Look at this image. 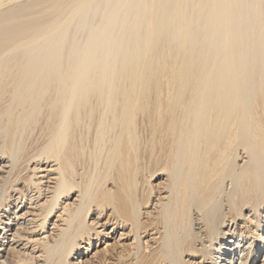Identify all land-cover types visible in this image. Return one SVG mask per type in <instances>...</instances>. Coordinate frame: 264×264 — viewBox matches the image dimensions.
I'll list each match as a JSON object with an SVG mask.
<instances>
[{
    "label": "bare ground",
    "instance_id": "bare-ground-1",
    "mask_svg": "<svg viewBox=\"0 0 264 264\" xmlns=\"http://www.w3.org/2000/svg\"><path fill=\"white\" fill-rule=\"evenodd\" d=\"M74 1L0 0V264H264V0Z\"/></svg>",
    "mask_w": 264,
    "mask_h": 264
},
{
    "label": "rangeland",
    "instance_id": "rangeland-1",
    "mask_svg": "<svg viewBox=\"0 0 264 264\" xmlns=\"http://www.w3.org/2000/svg\"><path fill=\"white\" fill-rule=\"evenodd\" d=\"M72 1H74V0H72ZM77 1V0H76ZM76 1H74V3L76 2ZM115 1V0H114ZM71 3V2H70ZM70 3H69V6H70ZM105 3V4H104ZM111 3V4H110ZM106 4L108 5V4H110V6L111 5H113V0H92L89 4H88V6L86 7V8H84L83 10H81V11H76L74 8V5L72 4V6L74 7L73 9V11H72V7H70V8H68L67 7V5H68V3L66 4V6H62L63 8H62V10L63 11H61V13L63 12L64 14H65V10L66 9H68L67 10V12H69L68 14H66L67 16H65L64 14H62L63 16H65V17H68V18H63V22H62V24L57 28V32H60V31H62V30H64V29H67L66 30V34L64 35V39L65 40H67V41H64L63 39V44H64V47H66L65 45H67L66 44V42L68 43V47L69 46H71L72 45V43L74 44H79L78 42H81V43H84L85 42V40H86V38H87V36H88V34L87 33H82V29H84L83 30V32L84 31H86V28H87V31L86 32H90V31H92V30H94L95 28H98L99 27V25H100V21H101V19H102V13L104 12V11H106L105 9V7H106ZM12 5H16L15 3L14 4H12ZM9 6V5H8ZM7 7V6H6ZM109 6H107V8H108ZM64 8H66V9H64ZM109 9L110 8H108L107 10L109 11ZM121 9H124V7L123 8H121ZM120 9V10H121ZM65 11V12H64ZM93 11H95L96 12V14H94L93 13ZM102 13H101V12ZM66 12V13H67ZM90 12H92L93 13V15L91 16V13ZM73 13V14H72ZM100 15V17H99V15ZM61 15V14H60ZM62 15H61V17H62ZM86 15V16H85ZM90 15V16H89ZM97 15H98V17L99 18H101V19H99V21L97 22ZM118 15H122L121 14V12L119 11L118 12ZM85 16V17H84ZM96 18H94V17ZM94 18L96 21H95V24L96 23H99V25L98 24H96V25H98V26H95V27H93L94 25H92V19H90V18ZM86 19V24H88V25H84L83 26V28H81V27H76L77 25H78V23H80L81 22V20H85ZM94 19H93V22H94ZM91 23H90V22ZM102 21H104V19L102 20ZM105 21H106V19H105ZM104 21V22H105ZM76 22H78L77 24H76ZM66 25V26H64V29H63V26L62 25ZM94 24V23H93ZM105 23H101V25H104ZM74 25V28H69V27H71V26H73ZM66 27V28H65ZM75 27H76V29H78V30H80V31H76L75 30ZM102 27V26H101ZM133 30V29H132ZM72 31H73V33H72ZM75 31V32H74ZM81 32V33H80ZM114 34V33H113ZM73 35H76V38L73 36ZM112 36V35H111ZM114 36V35H113ZM83 39H84V41H83ZM69 41V42H68ZM162 52L163 53H165L166 52V48L164 47V49L162 50ZM137 118V120L140 122V124H141V120H140V117L138 116V117H136ZM138 121H136V123L139 125V122ZM137 125V126H138ZM140 127V128H139ZM139 127H137V128H139V129H137V131H141V126H139ZM36 130L38 129V128H35ZM36 130H34V131H36ZM33 131V133H32V135L34 134V138L35 137H37V135H38V130H37V133L36 132H34ZM31 136V135H30ZM29 136V137H30ZM32 137V138H31ZM30 137V139L32 140L33 139V136H31ZM28 140V141H31V140ZM34 140V139H33ZM28 141H26V145H30L31 144V142H28ZM141 185L139 184V187H140ZM141 188V187H140ZM138 191H139V188H138ZM76 195V194H75ZM152 198H153V196H152ZM73 199H74V197H73ZM72 201V200H71ZM41 233V231L39 232V234ZM112 240H110L109 242H111ZM5 246V245H4ZM4 246H2L1 247V249L4 247ZM102 247H103V245H102ZM101 248V247H100ZM99 248V249H100ZM95 250V249H94ZM94 250H92L91 252H90V254L91 253H94ZM89 254V255H90ZM88 255V256H89ZM90 257V256H89ZM70 261H75V260H72V259H70Z\"/></svg>",
    "mask_w": 264,
    "mask_h": 264
}]
</instances>
